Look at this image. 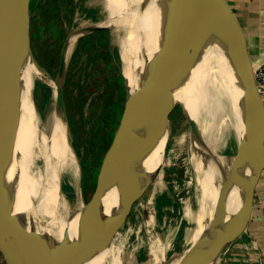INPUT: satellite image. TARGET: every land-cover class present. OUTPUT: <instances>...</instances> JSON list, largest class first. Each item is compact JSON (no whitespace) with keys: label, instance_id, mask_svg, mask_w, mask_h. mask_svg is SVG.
Returning <instances> with one entry per match:
<instances>
[{"label":"bare ground","instance_id":"obj_1","mask_svg":"<svg viewBox=\"0 0 264 264\" xmlns=\"http://www.w3.org/2000/svg\"><path fill=\"white\" fill-rule=\"evenodd\" d=\"M90 5L87 16L93 22L72 30L67 56L87 31L104 25L113 26V41L119 48L126 79L127 105L123 120L127 128L121 125L102 165L103 172L115 171L116 167L122 169L120 176H112L105 185L104 195L111 197L126 183L134 181L143 168L149 170L156 155L159 123L133 105L132 95L147 79L150 69L159 59L164 61L175 55L174 0H90ZM29 44L25 34L16 48L12 104L6 139L0 147V169L21 204L60 241L72 214L70 212L65 216L68 203L61 193V172L77 180L81 165L69 139L64 110L56 104L47 114V121L42 122L33 97L35 82L52 83V78L35 60ZM240 69L229 43L225 20L204 10L197 17L193 52L187 67L154 93L165 99L169 107L183 95L187 108L200 122V130L194 129L192 138L193 152L199 156V160L192 162L198 190L197 208H191L188 198L183 202L186 223L192 225L190 246L165 264H181L189 255L200 251L201 237L227 194V166L217 152L223 149L227 139L235 143V151L238 152L250 143L254 135L259 134L260 116L244 111L237 100L235 81ZM55 84L57 88L59 85ZM242 90L250 101L255 100L248 82L242 85ZM152 96L148 95L146 100ZM135 147L139 152L129 164ZM38 160L41 163L35 176L33 170ZM161 180L162 176H159L146 192L145 205L150 204L162 188ZM252 180L253 165L242 167L239 198L233 206V215L223 226L222 238L239 233L247 223ZM121 207L108 205L103 209L102 220L106 227L115 222L116 211ZM244 212L245 217L238 225V219ZM153 217L152 211H149L146 223L151 224ZM89 239L87 234L81 245L80 251L84 250L85 256L80 258V264H122V246L94 258L86 256ZM151 243L153 253H156L153 264H160L163 257L157 253L161 249V242L159 238H152ZM220 258L221 250H217L206 264H218Z\"/></svg>","mask_w":264,"mask_h":264},{"label":"rangeland","instance_id":"obj_2","mask_svg":"<svg viewBox=\"0 0 264 264\" xmlns=\"http://www.w3.org/2000/svg\"><path fill=\"white\" fill-rule=\"evenodd\" d=\"M89 8H91L90 0H31L28 16L31 52L37 61L40 60L46 65L44 69L52 78V83L39 80L35 82L33 92L35 105L42 122L45 123L53 107L58 104L55 83L63 89V110L68 120L69 139L71 138L70 142L81 163L80 177L77 180L72 179L64 171L61 172L62 183H70L74 188L71 194L62 184L61 193L68 203L65 216L91 199L102 172L105 154L109 149L106 148V144L110 141L112 134L116 135L127 105L126 84L123 85V80L118 74L119 71H124L123 61L119 48L113 41L112 25H109L104 33L100 27L87 31L82 37L89 34L90 37L85 39L79 48L88 52V55L79 56L76 51L77 43L73 52L66 57L63 69L61 68L63 48L72 30L76 26H88L93 22L92 18L87 16ZM101 35L107 37L108 43L99 47ZM111 55L114 56L112 62L108 60V56L111 58ZM123 79L125 82L124 75ZM170 118L172 131L163 162L165 166L162 180L166 184L174 185L173 194L177 208L175 215L172 216V223L167 226L182 227L181 238L178 239L180 250L175 254L177 255L190 246L189 235L192 225L186 223L184 200L188 198L191 208H197L198 190L195 182L196 172L192 162L199 160V156L193 152L192 138L193 131L200 130L198 127L200 122L187 108L183 95L178 97L172 105ZM234 146L235 143L227 139L223 149L218 153L226 155V158L231 161L236 153ZM15 162L17 163L18 160L16 159ZM40 163L41 161L38 160L37 167L33 170L35 176L38 174L36 169ZM146 171L147 169L143 168L134 181L142 180ZM159 176H162V172L156 179ZM144 199L145 197L142 196L125 203L123 208L116 211V221L108 227L102 221L103 210L88 216L87 233L86 231L85 233L90 236V239L88 250H85L87 251L86 256L94 258L107 254L116 246L136 247L141 237L146 240L149 234L145 231L142 220L144 211L142 204L146 201ZM120 219L121 222H119ZM167 226L159 224L157 230L166 229ZM173 232L176 234L177 231L173 230ZM81 251H79L80 258L84 255V250ZM169 259L167 258L166 261L169 262Z\"/></svg>","mask_w":264,"mask_h":264},{"label":"water","instance_id":"obj_3","mask_svg":"<svg viewBox=\"0 0 264 264\" xmlns=\"http://www.w3.org/2000/svg\"><path fill=\"white\" fill-rule=\"evenodd\" d=\"M30 6L31 0H0V147L6 139L12 104L13 68L16 48L25 34H27L29 39L28 16ZM204 10L210 11L216 17H222L226 22L229 43L235 59L241 66L240 71L236 74L235 81L237 100L244 111L260 116L261 132L258 135H254L250 143L244 149L239 150L234 157L227 174V194L219 211L213 216L203 237H201V249L199 252L189 255L187 260L181 264H206L217 250L222 252L229 242L241 235L247 223L239 233L228 238H222L223 226L233 215V206L239 198L241 168L253 165L255 174L258 163L264 156V101L255 84L253 76L254 66L241 25L227 0H174L173 48L176 50L175 55L173 58L164 61L159 59L150 69L147 79L141 83L140 87L132 95L133 105L159 123L156 155L149 170L146 171L142 180L127 183L111 197L104 195L105 185L112 176H120L122 169L109 172H103L102 170L91 199L72 212L63 238L57 241L21 204L5 173L0 169V232L17 264H80L79 251L87 235L86 221L88 216L102 211L108 205L121 207L132 199L141 198L142 196L147 197L146 191L151 187L162 170L172 131L170 118L172 106L169 107L165 99L154 93L187 67L193 52L197 17ZM99 27L107 29L109 25ZM68 48L69 37L61 56L62 69L65 65ZM246 82L249 83L255 94V100L253 101H250L244 90H242V85ZM56 93L58 105L63 109V89L58 86ZM150 94H153L152 98L146 100V97ZM123 117L121 125L124 124L127 128V123L124 122ZM115 136L105 157L115 143ZM133 150L135 152L132 154V160L128 162L129 164L132 163L139 152L136 147ZM129 152L131 151L129 150ZM231 191L233 192L232 196H229ZM246 213L247 215L248 213L250 214V210ZM246 213L244 212L242 217L238 219V225L241 224Z\"/></svg>","mask_w":264,"mask_h":264},{"label":"crops","instance_id":"obj_4","mask_svg":"<svg viewBox=\"0 0 264 264\" xmlns=\"http://www.w3.org/2000/svg\"><path fill=\"white\" fill-rule=\"evenodd\" d=\"M227 2L241 25L253 66L264 62V0H227ZM260 132L261 118L259 120V134ZM237 153L229 161L226 155H220L217 152L227 166L226 174ZM164 166L161 171L162 177ZM168 181H170V178H168ZM63 185L65 190L72 194L74 188L70 183H64ZM173 187V184H166L162 180V188L156 193L152 202L147 205H145V202L142 204V207L146 210L142 213V220L145 231L149 236L147 235L146 240L141 237L139 245L136 247L122 246V264H153L156 253H153L152 238H159L161 242V249L157 253L163 257V262L160 264L168 263L167 258L171 257L169 259L171 261L179 255L175 254L180 250L178 239L181 238L182 227L172 228V226H167L172 223V216L175 215L174 212L177 208ZM251 193L250 214L247 225L240 236L225 246L226 249H224L223 256L218 264H264V156L258 163L256 173L253 172ZM149 211H152L154 216L151 224L146 223ZM159 224H165L167 228L159 231L157 230ZM173 230L177 231L176 234ZM0 264H17L11 256L1 232Z\"/></svg>","mask_w":264,"mask_h":264},{"label":"trees","instance_id":"obj_5","mask_svg":"<svg viewBox=\"0 0 264 264\" xmlns=\"http://www.w3.org/2000/svg\"><path fill=\"white\" fill-rule=\"evenodd\" d=\"M102 33H104V31H105V29H102ZM88 37H90V34L89 35H87V36H85V37H81L80 39H79V41H78V46H77V49H76V51H78V54H79V56L80 55H82V54H85V56L86 55H88V52H86L85 50H81L79 47H80V45H81V43H83L84 42V40L85 39H87ZM108 43V39H107V37L106 36H104V35H101V37H100V41H99V47H101V46H104V45H106ZM110 49V48H109ZM111 58H109V56H108V60L110 61V62H112V60H114V56L113 55H111L110 56ZM113 58V59H112ZM38 63L43 67V68H46V65L42 62V61H38ZM118 74H119V76L122 78V83H123V85H124V79H123V74H122V72L121 71H119L118 72ZM114 134H112V136H111V138H110V141L109 142H107V144H106V148H109L110 147V145H111V143H112V141H113V138H114Z\"/></svg>","mask_w":264,"mask_h":264},{"label":"built area","instance_id":"obj_6","mask_svg":"<svg viewBox=\"0 0 264 264\" xmlns=\"http://www.w3.org/2000/svg\"><path fill=\"white\" fill-rule=\"evenodd\" d=\"M253 76L257 90L264 101V62L257 64L253 68Z\"/></svg>","mask_w":264,"mask_h":264}]
</instances>
